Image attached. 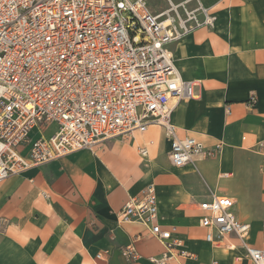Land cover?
Segmentation results:
<instances>
[{"label": "crops", "instance_id": "crops-1", "mask_svg": "<svg viewBox=\"0 0 264 264\" xmlns=\"http://www.w3.org/2000/svg\"><path fill=\"white\" fill-rule=\"evenodd\" d=\"M201 1L217 14L215 25L170 44L183 79L195 83V96L169 106L176 134L218 147L216 154L175 166L171 137L151 125L6 178L0 182V264H159L151 258L165 245L149 235V226L118 218L150 183L158 223L182 240L165 264H255L234 234L206 239L200 203L212 195L232 198L236 217L251 225L247 242L261 245L264 0ZM131 244L134 257L125 253Z\"/></svg>", "mask_w": 264, "mask_h": 264}, {"label": "built area", "instance_id": "built-area-1", "mask_svg": "<svg viewBox=\"0 0 264 264\" xmlns=\"http://www.w3.org/2000/svg\"><path fill=\"white\" fill-rule=\"evenodd\" d=\"M160 1L167 6L152 8L148 0H0V182L151 125L163 126L171 137L175 166L216 154L218 147L176 134L169 102L195 96V83L183 79L170 44L213 27L217 14L201 0ZM35 131L40 134L33 137ZM233 204L218 195L200 203L206 239L234 234L247 256L264 264V226L261 245L247 242L251 225L236 217ZM118 216L122 223L148 225L149 235L164 243L153 263L165 264L182 245L174 228L158 223L154 183L131 196ZM134 251L131 244L125 253L134 257Z\"/></svg>", "mask_w": 264, "mask_h": 264}, {"label": "rangeland", "instance_id": "rangeland-1", "mask_svg": "<svg viewBox=\"0 0 264 264\" xmlns=\"http://www.w3.org/2000/svg\"><path fill=\"white\" fill-rule=\"evenodd\" d=\"M149 6L152 8L162 9L167 6V3L165 1L160 0H148ZM258 236V230H253L252 238L255 240Z\"/></svg>", "mask_w": 264, "mask_h": 264}]
</instances>
